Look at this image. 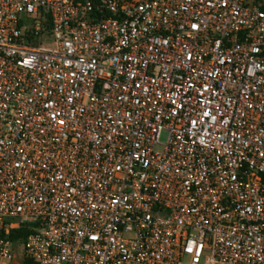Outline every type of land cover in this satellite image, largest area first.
<instances>
[{
  "label": "built area",
  "instance_id": "obj_1",
  "mask_svg": "<svg viewBox=\"0 0 264 264\" xmlns=\"http://www.w3.org/2000/svg\"><path fill=\"white\" fill-rule=\"evenodd\" d=\"M26 263L264 264V0H0V264Z\"/></svg>",
  "mask_w": 264,
  "mask_h": 264
},
{
  "label": "rangeland",
  "instance_id": "obj_2",
  "mask_svg": "<svg viewBox=\"0 0 264 264\" xmlns=\"http://www.w3.org/2000/svg\"><path fill=\"white\" fill-rule=\"evenodd\" d=\"M44 45H45L46 47H52L54 44H53V41L49 39V40H45ZM168 136H169V132H168L167 130H164L163 132H161V135H160V142H162V143H166L167 140H168ZM18 252H19L20 254H22V252H23L22 247H20V248L18 249Z\"/></svg>",
  "mask_w": 264,
  "mask_h": 264
},
{
  "label": "trees",
  "instance_id": "obj_3",
  "mask_svg": "<svg viewBox=\"0 0 264 264\" xmlns=\"http://www.w3.org/2000/svg\"><path fill=\"white\" fill-rule=\"evenodd\" d=\"M17 233L22 236H26L29 233V229L26 227H21L20 229L17 230ZM26 264H30V263H26Z\"/></svg>",
  "mask_w": 264,
  "mask_h": 264
}]
</instances>
